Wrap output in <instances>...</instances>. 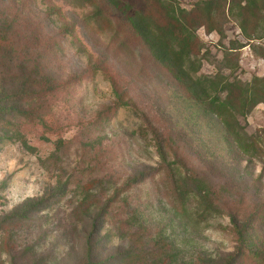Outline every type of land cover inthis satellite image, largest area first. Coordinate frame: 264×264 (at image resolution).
Listing matches in <instances>:
<instances>
[{
    "label": "rangeland",
    "instance_id": "obj_1",
    "mask_svg": "<svg viewBox=\"0 0 264 264\" xmlns=\"http://www.w3.org/2000/svg\"><path fill=\"white\" fill-rule=\"evenodd\" d=\"M120 1L132 10L142 4ZM200 1L205 0H175L186 11ZM100 2L0 0V32L9 27L10 33L0 42V97L3 91L19 93L26 83L31 95L17 104L24 117L0 129V264H85L87 230L76 225L73 213L87 195L84 207L92 206L95 216L115 202L91 241L93 264L109 263L126 250L125 240L101 237L127 215L149 236L176 247L182 263L232 253L233 218L238 225L252 221L249 249L264 246V215L258 216L264 207V104L240 119L259 149V160L248 161L226 145L215 119L198 118V111L189 116L184 90ZM145 11L158 14L153 6ZM223 21V37L206 35L203 27L196 32L203 47L198 74L220 73L242 83L264 77V41L231 51L247 41L235 18ZM254 22L251 17L249 33ZM31 72L35 82H27ZM115 92L129 108L116 109ZM16 134L35 152H27ZM134 177L142 182L127 188ZM193 178L200 179L212 213H203L194 197L183 209L173 193L180 181L195 192ZM40 198L46 208L29 214L28 221L1 226L25 201ZM242 264L253 261L245 256Z\"/></svg>",
    "mask_w": 264,
    "mask_h": 264
},
{
    "label": "trees",
    "instance_id": "obj_2",
    "mask_svg": "<svg viewBox=\"0 0 264 264\" xmlns=\"http://www.w3.org/2000/svg\"><path fill=\"white\" fill-rule=\"evenodd\" d=\"M34 1H40L43 4L46 2V0ZM101 1L99 4L102 6L101 3H103L116 15L118 21L124 22L131 29L132 33L146 47L155 63L166 70L184 90L186 97L183 104L185 111L190 113L189 116L192 117L191 112L198 111V114H195L198 118L215 119L226 145L234 148L248 161L259 160L258 145L253 137L245 134L240 119H245L258 104H264V77H254L250 83H242L238 80L229 82L220 73L213 77L199 75L203 61V56H199V53L203 47L196 32L203 27L206 35L215 32L219 37H223L220 20L224 19L225 23L227 19L235 18L247 44L240 45L239 48L231 47L230 50L236 51L246 46L254 48L251 45L253 41H264V0H205L194 4L190 11L178 7L175 0H141V8L138 10H132L131 5L120 0ZM147 6L158 9L156 17L145 11ZM98 10L101 11L100 8L96 9V11ZM261 14H263L262 19L259 18ZM45 15L52 16L48 11L45 12ZM251 17L255 22L252 33H249L247 27ZM8 29L9 27L6 31ZM6 31L0 32V42L7 40L5 35L10 33ZM0 46H2L1 43ZM261 51V58L264 59V49ZM234 67L237 68V65L235 64ZM34 76V73L31 72L27 77V82H35ZM26 86L29 87V83H26ZM26 86L23 89L20 87L19 93L13 94V96L10 90L3 91L4 98L0 97V129L9 128L12 125V118L15 116L24 117V111L18 109L17 104L31 98V95L25 93ZM115 99L116 109L129 108V103L124 102L116 92ZM10 104H12L11 107H9ZM15 138L27 152H35V149L27 144L22 135L16 134ZM159 151L163 158L161 147H159ZM140 182H142L140 178H130L125 182V186L130 188ZM200 182V179L195 178L189 182L196 189L193 192L186 189L187 181H180L177 186L174 185L173 193L178 195L183 209L190 197H194L199 202L203 213L210 214L213 209L209 204L208 194L199 189ZM64 186L63 184L59 186V191H63ZM86 194H88V189ZM87 197L88 195L84 196L73 215L77 220L76 225L85 227L87 230V240L83 249L85 264H93L91 257L94 248L91 241L100 235L103 223L108 217L107 212L115 202L109 201V206L104 213L95 216L92 206L84 207ZM45 204L43 198L35 201L27 200L18 209H15L1 226L26 222L29 214L46 208ZM132 212L135 216L138 214L135 210ZM262 215H264V207L258 213V216ZM124 218L125 220L120 223V226L105 233L101 240L110 239V236L116 237L122 242L125 240L126 250L114 255L113 261L100 264H242L245 256L249 257L253 264H264V246L253 250L249 249L250 244H247V234L252 229L251 220L245 221L241 225H238L234 218L231 221L232 231L237 242L232 253L217 257L205 255V257L190 258L189 261L182 263L177 260L176 247L170 248L164 241H161L160 237L149 236L146 228L140 224L136 217L127 215ZM262 219L264 220V216ZM127 224L129 227L126 232L124 228Z\"/></svg>",
    "mask_w": 264,
    "mask_h": 264
}]
</instances>
